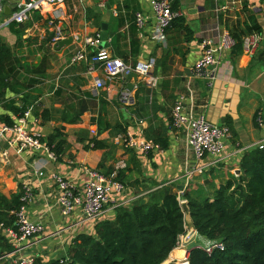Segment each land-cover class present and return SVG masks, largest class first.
Here are the masks:
<instances>
[{"label":"crops","instance_id":"0c3cea01","mask_svg":"<svg viewBox=\"0 0 264 264\" xmlns=\"http://www.w3.org/2000/svg\"><path fill=\"white\" fill-rule=\"evenodd\" d=\"M152 2L66 0L60 20L54 25L49 22L52 14L47 10L39 12V20L33 14L31 20L15 29L4 26L7 16L0 14V37L21 64L28 65V70L19 69L18 78L28 85L26 92L39 97L27 111L26 131L45 139L57 128H64L67 140L66 153L58 160L46 146L40 150L24 149L16 134L5 132L0 122V193L10 199L21 193L24 185L30 186L34 198L26 208L27 214L45 227L41 236L20 244L13 240L15 251L3 257L0 264H15V259L30 255L46 261L61 258L68 254L78 235L94 234L99 222L115 218L111 206L94 220L88 219L82 208L64 216L57 204L54 175L72 180L83 190L88 179L84 168L110 175L116 164L124 161L127 169L122 171V180L126 191L118 196L121 206L166 186H173L179 194L187 191L192 197L212 198L222 185L242 174L238 175V171L245 153L264 144V130L256 125L259 113L264 118V0H177L174 10L185 19L193 39L187 41V32L173 26L162 42L154 39ZM138 13L147 18L141 33L133 26ZM103 25L107 26L108 36L99 49L106 48L113 57L134 66L155 61L149 79L132 81V92L127 90L126 77L109 81L102 69L92 72L88 63L72 62L82 42L101 35ZM254 27L260 28L258 34L262 37L254 54H247L244 49L239 55H234L233 50L218 53L219 65L210 68L209 77L194 76L204 39L217 45L225 32L244 39L245 32ZM58 30L66 38L72 37L73 44L61 51L54 50L52 41L51 50L43 46ZM32 79L38 82L31 84ZM97 81H102L104 87L98 89ZM141 84L145 90L137 101ZM7 98L21 105L20 96L8 92ZM177 101L182 102L188 116L204 115L215 125L229 127L231 136L220 156L201 160L195 157L186 129L176 130L172 125ZM44 111L47 119L42 116ZM0 116H10L15 125L20 122L2 106ZM77 117L79 120L72 121ZM99 118L103 130L99 129ZM108 125L124 126L128 133L148 141L163 136L168 139L169 148L149 155L129 150L120 134L111 128L104 130ZM92 140L104 144V148L94 149ZM180 186L185 190L180 191ZM189 228L194 229L192 225ZM206 243L205 240L203 246ZM177 251L181 250L175 249L164 264L184 262L174 256Z\"/></svg>","mask_w":264,"mask_h":264},{"label":"trees","instance_id":"16d2710c","mask_svg":"<svg viewBox=\"0 0 264 264\" xmlns=\"http://www.w3.org/2000/svg\"><path fill=\"white\" fill-rule=\"evenodd\" d=\"M34 15L36 20L41 18L39 12ZM17 26L16 23L10 25L13 29ZM173 26L187 32V41L193 39V32L184 18L176 19L171 27ZM260 31L259 27H254L245 32V36ZM21 32L22 30L19 33ZM233 37L237 41L233 54H242L243 38ZM51 41L52 37L48 38L43 46H48L51 50ZM23 68L28 70V65L21 64L14 51L0 37V106L19 120L25 117L29 108L39 99L32 96L30 91L26 92L28 85L18 78L19 69ZM37 82L38 80L33 79L30 81L31 84ZM144 90L145 87L141 84L137 101L140 92ZM8 92L20 96V106L16 100L7 98ZM136 105L138 109L140 102ZM46 113L47 111L42 113L44 119H47ZM0 122L5 127L15 126L10 116H0ZM97 123L99 129L103 130L101 118ZM109 128L121 136L128 133L124 126L108 125L104 130ZM63 130L64 128H57L49 137L41 139L58 160L67 150ZM151 142L159 145L161 150L169 148V141L163 136ZM91 143L94 149L104 148V144L97 140H92ZM240 169L242 174L222 185L212 198L192 197L187 191L180 196L173 186L145 192L139 198L140 203L134 204L133 201L127 206L116 208L115 218L99 222L94 234L78 235L66 256L47 261L35 256L34 264H164L176 249L179 237L188 230L181 200L188 202L192 227L198 235L207 241L223 244L222 250L217 249L212 254L201 247L194 248L189 264H264V148L253 147L248 150L242 158ZM118 179L123 182L122 171ZM140 193L143 192L137 194ZM21 197L22 192L10 199L0 193V261L15 251L13 239L7 230H17L14 213L23 205ZM145 199L147 203L141 204Z\"/></svg>","mask_w":264,"mask_h":264},{"label":"built area","instance_id":"2783aa9c","mask_svg":"<svg viewBox=\"0 0 264 264\" xmlns=\"http://www.w3.org/2000/svg\"><path fill=\"white\" fill-rule=\"evenodd\" d=\"M176 1L153 0L152 10L156 20L155 40L165 41L167 30L181 16L178 11L174 10V3ZM65 3L66 0H0V14L5 15V7L8 6L12 13L4 20V26L13 23L22 25L31 20L34 13H42L49 10L52 14L49 22L51 25H54L57 20H60ZM146 19L143 14L138 13L136 15L135 26L140 33L146 25ZM63 39H66V37L63 32L58 30L52 38V43L56 44ZM261 40L262 37L258 33L246 36L243 39L244 51L247 54H254L260 48ZM101 42L100 34L87 37L82 42L81 48L73 56L72 62H86L90 65V71L92 72L97 69H102L109 81L120 76L126 77L131 72L138 73L139 78H150L155 61L151 60L150 62L139 63L135 66L127 64L122 59L113 57L106 48L99 49ZM236 45V39L229 32H225L222 35L217 45L213 40L204 39L201 43L202 56L196 63L194 76L199 79L209 77L210 68L214 69L219 65V57L217 54L231 51ZM104 85L102 81H97L96 83L98 89L103 88ZM28 116L29 113L27 112L25 117L20 119L18 125H15L13 128L4 127L3 130L5 132H14L20 145L24 149L40 150L45 146L41 142V138L25 129L24 120ZM172 122L176 130L186 129L190 148L199 160L205 156H220L225 150L231 136L229 127L215 125L204 115L188 116L184 112L183 104L180 101H177L173 108ZM256 125L264 130L262 113L257 115ZM122 140L127 149L143 155H149L161 150L159 145L146 139L137 138L131 133L123 135ZM259 147L263 149L264 144H260ZM52 156L55 158L53 153ZM125 169H127V164L124 161L118 162L114 172L110 175H105L98 170L86 167L84 171L88 179L83 190L79 189L72 180L61 175H54L53 180L58 188L57 204L62 214L68 217L74 214L78 208H82L85 216L90 220H94L102 216L109 206L113 209L120 207L122 204H120L118 196L125 193L126 186L118 177L119 173ZM42 175L43 173H40V176ZM183 194L184 192H181L180 196ZM33 198V189L30 186L24 185L21 197L23 205L19 211L14 213L17 230H7L8 235L13 240H16L18 244L36 236H41L45 232L44 225L40 222L32 221L27 214L26 208L33 201ZM1 228L2 225H0ZM196 236H198L197 231L192 229L190 234H188L187 230V233L178 239L176 249H181L185 252L184 260L187 262H189L190 254L194 249H188V247L192 244ZM201 248L208 254H212L217 249L222 250L223 244L207 241ZM20 250L21 248L17 251ZM189 250H191L190 253ZM34 262V255L20 257L14 260L15 264H34Z\"/></svg>","mask_w":264,"mask_h":264},{"label":"water","instance_id":"95a60500","mask_svg":"<svg viewBox=\"0 0 264 264\" xmlns=\"http://www.w3.org/2000/svg\"><path fill=\"white\" fill-rule=\"evenodd\" d=\"M12 13L11 9L6 6L5 7V14L6 16H10ZM107 26L106 25H103L102 26V31H101V39H102V44L101 46L104 47L105 45V41L107 40ZM73 44V38L70 37V38H66V39H63L59 42H57L55 45H54V50L55 51H61L62 49H64L65 47H69ZM188 75H191V72L190 71H187ZM138 79H139V74L136 73V72H131L129 75L126 76V82H127V90L129 92H132L134 90V87L135 85L132 84V81L134 80L135 83L138 82ZM241 174V171H238V175ZM180 191H184L185 190V187L184 186H180L179 187ZM140 203V201L137 199L134 201V204H138ZM147 203V200H142L141 201V204H146ZM181 207H182V210L185 214V217H186V222L189 224V225H192V218H191V213H190V209H189V205H188V202L186 200L182 201L181 202ZM191 252V250H189V253Z\"/></svg>","mask_w":264,"mask_h":264},{"label":"rangeland","instance_id":"374dc122","mask_svg":"<svg viewBox=\"0 0 264 264\" xmlns=\"http://www.w3.org/2000/svg\"><path fill=\"white\" fill-rule=\"evenodd\" d=\"M191 232H192V229L189 228V229H188V234H190ZM205 240H206V239H204L203 237H201V236H199V235L196 236V237L193 239L192 244L189 245L188 249H192V248H196V247H203V244L205 243ZM206 241H207V240H206ZM179 250H181V249H179ZM178 252H180L182 255L185 254V252H184L183 250L178 251ZM181 259L184 260L185 257H184V258H181ZM168 261H169V259L167 260L166 263H168Z\"/></svg>","mask_w":264,"mask_h":264},{"label":"bare ground","instance_id":"6f19581e","mask_svg":"<svg viewBox=\"0 0 264 264\" xmlns=\"http://www.w3.org/2000/svg\"><path fill=\"white\" fill-rule=\"evenodd\" d=\"M174 256H178V257H180V258H184L185 257V254L184 255H182L180 252H175L174 253ZM188 264V262L187 261H184V262H179L178 264Z\"/></svg>","mask_w":264,"mask_h":264}]
</instances>
